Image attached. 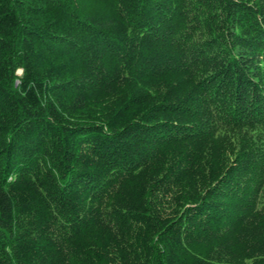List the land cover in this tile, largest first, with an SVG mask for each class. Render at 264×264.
Segmentation results:
<instances>
[{
	"label": "trees",
	"instance_id": "1",
	"mask_svg": "<svg viewBox=\"0 0 264 264\" xmlns=\"http://www.w3.org/2000/svg\"><path fill=\"white\" fill-rule=\"evenodd\" d=\"M0 264H264V0H0Z\"/></svg>",
	"mask_w": 264,
	"mask_h": 264
},
{
	"label": "bare ground",
	"instance_id": "2",
	"mask_svg": "<svg viewBox=\"0 0 264 264\" xmlns=\"http://www.w3.org/2000/svg\"><path fill=\"white\" fill-rule=\"evenodd\" d=\"M185 111V110H184ZM183 115V114H182ZM181 118V117H180ZM184 118V117H183ZM170 120V119H169ZM177 120V119H176ZM56 132V131H55ZM174 143V142H173ZM124 161V160H123ZM131 163V162H130ZM133 163V162H132ZM19 164V163H18ZM42 189V188H41ZM147 193V192H146ZM152 194V193H151ZM143 197V196H142ZM136 198H137V196H136ZM134 199V198H133ZM144 199V198H143ZM165 199V198H164ZM159 201V200H158ZM138 204V203H137ZM145 204V203H144ZM162 206V205H161ZM146 209V208H145ZM164 209V208H163ZM259 210V209H258ZM66 212V211H65ZM149 213V212H148ZM146 214V213H145ZM144 214V215H145ZM185 215V214H184ZM151 216V215H150ZM149 216V217H150ZM188 216V215H187ZM148 217V216H147ZM186 217V216H185ZM250 217V216H249ZM150 219V218H149ZM172 221H174V220H172ZM190 231V230H189ZM78 234V233H77ZM154 238V237H153ZM153 240V239H152ZM149 241V240H148ZM150 243V242H149ZM142 244V243H141ZM151 246H153V245H151ZM141 247V246H140ZM85 250V249H84ZM152 250H154V249H152ZM144 251V250H143ZM125 252V251H124ZM156 252V251H155ZM154 252V253H155ZM141 253H142V251H141ZM145 253V252H144ZM135 255V254H134ZM157 254H155V256H156ZM125 256V255H124ZM153 258H154V255H153ZM156 258V257H155ZM157 258H159V257H157Z\"/></svg>",
	"mask_w": 264,
	"mask_h": 264
}]
</instances>
